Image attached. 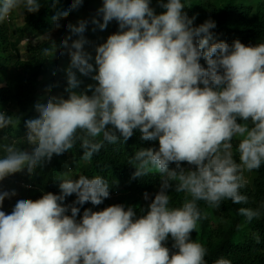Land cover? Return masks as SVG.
<instances>
[{
  "label": "clouds",
  "instance_id": "clouds-1",
  "mask_svg": "<svg viewBox=\"0 0 264 264\" xmlns=\"http://www.w3.org/2000/svg\"><path fill=\"white\" fill-rule=\"evenodd\" d=\"M82 2L73 0L59 14ZM150 3L102 0L99 19L91 23L103 31L116 21L118 31L94 48V56L84 50L88 22L66 26L71 35L60 46L70 57L63 70L67 98L37 99L20 138L30 147H17L15 139L0 143V181L42 167L77 142L87 163L105 144L139 133L157 147L128 159L133 178L159 174V191L142 215L120 204L85 209L79 219L83 205L109 198L102 176L60 179V194L34 201L17 197L9 211L0 210V264H206V248L190 239L205 218L198 202L215 208L223 200L247 203L240 191L246 184L242 172L264 164V43L216 42L211 31L216 23L209 19L194 27L195 17L183 11L185 0H158L160 14ZM41 6L40 0H0V24L15 9L36 13ZM52 19L58 23L57 16ZM72 36L78 38L69 44ZM56 47L52 43L43 54L53 56ZM77 74L95 83L77 91L82 83ZM20 124L19 117L0 112V131ZM182 162L191 167L186 170ZM170 191L184 194L179 207H170ZM13 195L15 190L0 191V208ZM238 212L249 221L261 215L259 209ZM169 238L175 251L165 246ZM215 264L231 261L220 258Z\"/></svg>",
  "mask_w": 264,
  "mask_h": 264
},
{
  "label": "trees",
  "instance_id": "trees-1",
  "mask_svg": "<svg viewBox=\"0 0 264 264\" xmlns=\"http://www.w3.org/2000/svg\"><path fill=\"white\" fill-rule=\"evenodd\" d=\"M40 2L42 6L36 13H27L21 7L24 26L18 31L19 37L37 34L44 36L35 46L27 47L28 56L25 62H21L15 55L16 41L11 40L7 24L5 22L0 24V81L4 80L0 84V112H6L7 107L10 106L15 110V117L21 120L20 127L3 131L9 139H5L2 143H10L15 139L18 141L16 146L21 148L30 147L20 138L25 131L23 121L35 115L33 105L37 99L46 94L67 98V93L64 91L67 87L66 76L63 70L68 67L70 57L67 50L60 46V41L71 35L66 26L76 25L81 20L87 21L83 35L89 43L84 48L89 49V52L92 50L94 54L96 46L104 43L108 36L118 31L116 21L110 22L103 31L95 28L91 23L94 17L99 19L96 13L102 6V0H83L82 5L77 9L69 10L63 15L59 14L60 9L69 6L73 0H56L55 7L52 5V0H40ZM185 5L183 11L187 16L195 17L194 27L209 19L216 23L215 29L211 30L216 42L223 41L231 45L238 39L245 46L264 43V0H185ZM150 7L156 14L163 11L159 7L158 0H151ZM53 16L58 17V23L53 22ZM77 38L72 36L68 43L71 44ZM52 43L57 46L55 54L45 56L43 50L51 48ZM62 52L63 54H60ZM13 62L15 68L20 66L25 70L24 75L6 76L5 73ZM200 63L206 67L203 60ZM40 77H46L48 87L43 85L44 80H40ZM83 80L86 78H82ZM77 91H83L82 87L80 86ZM232 143L234 159L239 163L238 154L235 153L236 140L234 139ZM152 147H157V144L142 141L139 133H136L126 142L105 144L91 161L86 163L81 158L82 149L77 142L69 152L54 154L42 167L35 168L31 172L25 169L0 181V191L15 190V195L6 198L0 210L9 211L17 197L34 201L45 193L60 194V170L63 169L72 172L76 179L81 174L89 177L100 175L109 183L110 196L120 193L129 196L128 199L116 201H111V198L105 199L98 206L86 203L81 207L77 219L85 209L101 211L108 206L120 204L125 208L131 206L138 215H142L159 191L160 176L153 173L145 177L133 178L135 168L128 163V159H131L136 151ZM70 164L74 165L73 169L69 167ZM174 167L175 164L169 165V168ZM181 167L188 169L191 166L182 162ZM245 181L246 184L240 191L247 197V203L235 204L231 200H223L220 207L215 208L204 201L198 202L205 218L198 221L197 229L190 234V239L206 248V264H215L220 258L229 259L231 264H264V164L259 169L251 171ZM145 193L149 194L148 200L144 198ZM169 195L170 207H179L183 203L184 194L170 191ZM74 199L75 195L67 197L65 205L70 204ZM240 208L259 209L261 215L249 221L239 214ZM207 215L210 217L207 218ZM172 244L170 238L165 242L170 252L175 251Z\"/></svg>",
  "mask_w": 264,
  "mask_h": 264
},
{
  "label": "rangeland",
  "instance_id": "rangeland-1",
  "mask_svg": "<svg viewBox=\"0 0 264 264\" xmlns=\"http://www.w3.org/2000/svg\"><path fill=\"white\" fill-rule=\"evenodd\" d=\"M62 21V20H61ZM61 21L59 23H61ZM5 23L7 24L8 26V29L10 30V37H11V40L12 41H16L15 42V47H16V56L20 59L21 62H25L26 59H27V56H28V53H27V47L30 46V47H33L36 45V43H38L41 39H43L42 37L44 36H40V35H34V36H24V37H19V29H21L23 26H24V21H23V14H22V10L21 8H18V9H15L8 20L5 21ZM85 49V48H84ZM85 51L89 52V49H85ZM91 55H95L92 50L89 52ZM16 58V57H14ZM25 70H23L22 67L18 66V67H14V62L12 63V65H10L8 71H6V76L7 77H12V76H15V77H18V75H24V72ZM78 76V79H80L82 81V78H86V80H83L82 83H81V87L83 89V91L85 90L86 86L89 85V84H94L95 82L92 81L89 77H84V76H81L79 74H77ZM40 80H44L43 82V85L48 87V81H46V77H40L39 78ZM2 81L4 80H1L0 81V84L2 83ZM6 114L8 116H13L15 117V110L13 108H11L10 106L7 107L6 109ZM5 132L7 130H14L13 128H8V129H4ZM3 130V131H4ZM3 131H0V143H2L5 139L4 137H8L7 135H5L3 133ZM65 163L62 164V166H64ZM69 167H71L72 169L74 168V165L73 164H70ZM187 170V169H186ZM250 175V172L247 171V170H244L243 171V179L246 180ZM70 178L72 177L73 179H76L75 175H73L72 172H66L65 170L61 169L60 170V179H66V178ZM129 196L128 195H125L124 193H120V194H117L113 197H111V201H116V200H121V199H128ZM149 199V198H148ZM147 199V200H148ZM207 218H209L210 216L207 215L206 216Z\"/></svg>",
  "mask_w": 264,
  "mask_h": 264
},
{
  "label": "built area",
  "instance_id": "built-area-1",
  "mask_svg": "<svg viewBox=\"0 0 264 264\" xmlns=\"http://www.w3.org/2000/svg\"><path fill=\"white\" fill-rule=\"evenodd\" d=\"M2 112H4V113H6L5 111H2ZM112 196H109V198H107V199H110Z\"/></svg>",
  "mask_w": 264,
  "mask_h": 264
}]
</instances>
